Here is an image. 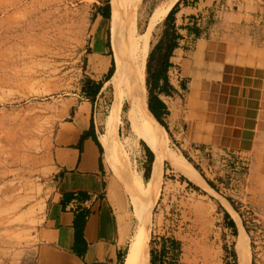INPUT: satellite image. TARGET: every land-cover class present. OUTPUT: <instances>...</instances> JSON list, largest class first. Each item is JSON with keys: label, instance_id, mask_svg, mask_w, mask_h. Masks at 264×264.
I'll return each instance as SVG.
<instances>
[{"label": "rangeland", "instance_id": "374dc122", "mask_svg": "<svg viewBox=\"0 0 264 264\" xmlns=\"http://www.w3.org/2000/svg\"><path fill=\"white\" fill-rule=\"evenodd\" d=\"M106 1L109 18L101 15ZM113 1L0 0V264L30 263L31 233L54 184L42 171V155L55 124L68 118L66 98L78 91L87 54L101 38L109 39L113 59L109 29ZM170 1L118 3L120 15H136L142 31L154 9ZM217 5L218 10L242 13L249 23L264 28V0H220ZM162 26L163 20L152 32L149 51ZM105 82L94 99L91 120L98 133L107 134L110 194L121 195L131 222L122 264H133L138 239L144 240L149 264V250L159 247L163 235L181 242L185 264H239L241 249L248 264L252 260L264 264V156L220 155L198 161L165 129L163 147L130 106L117 104ZM144 145L153 153L147 178ZM170 152L179 157V167L168 161Z\"/></svg>", "mask_w": 264, "mask_h": 264}, {"label": "crops", "instance_id": "0c3cea01", "mask_svg": "<svg viewBox=\"0 0 264 264\" xmlns=\"http://www.w3.org/2000/svg\"><path fill=\"white\" fill-rule=\"evenodd\" d=\"M219 1L185 0L173 13L178 37L157 94L165 105L159 114L172 140L198 161L264 156V28L218 10ZM106 41L87 54L84 71L103 84L111 65ZM95 97L80 86L66 98L68 118L55 124L42 155V171L54 184L31 233L29 264L124 261L131 222L121 195L111 197L94 139Z\"/></svg>", "mask_w": 264, "mask_h": 264}, {"label": "bare ground", "instance_id": "6f19581e", "mask_svg": "<svg viewBox=\"0 0 264 264\" xmlns=\"http://www.w3.org/2000/svg\"><path fill=\"white\" fill-rule=\"evenodd\" d=\"M176 1L171 0L157 6L148 17L145 28L140 31L136 23V15L130 14L124 18L123 15H120L118 0H114L109 27L114 70L104 86L109 85L111 87L112 95L115 96L117 104L130 106L151 133L153 140H159L161 146L165 131L147 107L145 68L151 34L166 17ZM98 140L103 148V161L108 168H111V152L105 131L98 133ZM167 151L170 150L166 149ZM166 156L172 165L179 167V157L175 153H166ZM180 171L186 173L184 169H180ZM195 180L202 182L199 176H196ZM138 242L132 263L148 264L144 240L138 239ZM239 258V264H248V256L242 249L239 251Z\"/></svg>", "mask_w": 264, "mask_h": 264}, {"label": "trees", "instance_id": "16d2710c", "mask_svg": "<svg viewBox=\"0 0 264 264\" xmlns=\"http://www.w3.org/2000/svg\"><path fill=\"white\" fill-rule=\"evenodd\" d=\"M181 2H185V0H178L172 6L166 17L163 19V26L160 37L148 53L145 68V83L148 92V110L152 113L155 119L164 127V129L169 135L170 133L168 132L167 126L159 114V112L161 111L165 112V105L162 100L157 96V94L162 91V86L167 83L166 71L169 66V57L176 45V38L178 37V34L175 32V26L173 24V13L176 11L179 3ZM101 15L104 18H109L110 4L108 1H106L105 6L102 8ZM106 45L108 48L110 47L109 39H107ZM108 53L111 54L110 52ZM113 70L114 61L111 58V65L108 69V72L105 74L104 82L110 78L111 74L113 73ZM102 85L103 81H94L90 78L85 77L84 74L80 86L84 94L87 95L90 100H92L98 94ZM94 139L101 147L96 136H94ZM144 148L148 155V164L144 173V178H147L150 171V163L153 160V153L146 145H144ZM187 182L191 184L190 181L187 180ZM206 182L209 186L214 187L213 183L210 180L206 179ZM225 218L227 220L228 226L235 231V223L227 212H225ZM243 224L245 226L246 231L248 232V227L245 225L244 222ZM159 239V247L156 248L155 246H152L149 250V264H185L181 261L182 247L181 242L177 238H175L174 236L163 235L160 236ZM231 255L232 258L236 259V254L233 250H231ZM251 264H254L253 260L251 261Z\"/></svg>", "mask_w": 264, "mask_h": 264}, {"label": "water", "instance_id": "95a60500", "mask_svg": "<svg viewBox=\"0 0 264 264\" xmlns=\"http://www.w3.org/2000/svg\"><path fill=\"white\" fill-rule=\"evenodd\" d=\"M148 147V146H147ZM152 151V150H151Z\"/></svg>", "mask_w": 264, "mask_h": 264}]
</instances>
